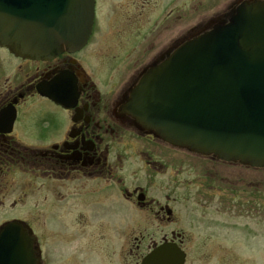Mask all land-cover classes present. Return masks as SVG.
<instances>
[{"label": "flooded vegetation", "instance_id": "1", "mask_svg": "<svg viewBox=\"0 0 264 264\" xmlns=\"http://www.w3.org/2000/svg\"><path fill=\"white\" fill-rule=\"evenodd\" d=\"M176 1H163L161 19L172 17L187 0ZM232 1L240 2L223 15L226 21L241 3L264 0ZM213 21L154 51L151 61L127 73L124 58L109 63V50L92 46L96 27L85 46L64 48L47 60L25 59L0 47V193L19 177L26 182L24 197L38 193L49 198L36 211L38 225L44 227V210L52 203L69 200L80 211L77 199L88 191V264H144L148 255L150 264H179L173 250L183 254V264H203L219 256V248L228 250V263L236 247L231 249L221 232L233 230L251 239L253 219L264 220L263 210L251 205L253 192L264 191V178L255 181L251 174L259 169L174 146L141 130L129 110L133 92L150 68L212 29ZM97 64L104 70L103 82L91 69ZM47 106L55 113H31ZM100 187L110 196L101 199ZM20 200H13L9 210L26 201ZM106 206L111 212L104 211ZM23 207L33 211L28 203ZM12 221L34 231L26 216ZM34 247H39V264H46V248L38 236ZM78 248L75 254L82 256L83 248Z\"/></svg>", "mask_w": 264, "mask_h": 264}, {"label": "water", "instance_id": "2", "mask_svg": "<svg viewBox=\"0 0 264 264\" xmlns=\"http://www.w3.org/2000/svg\"><path fill=\"white\" fill-rule=\"evenodd\" d=\"M94 18L95 0H0V46L48 59L64 47L82 48ZM133 94L129 110L142 130L264 168V1L242 4L229 23L183 44L151 67ZM35 242L20 222L2 226L0 264H39ZM173 252L183 264V254Z\"/></svg>", "mask_w": 264, "mask_h": 264}, {"label": "rangeland", "instance_id": "3", "mask_svg": "<svg viewBox=\"0 0 264 264\" xmlns=\"http://www.w3.org/2000/svg\"><path fill=\"white\" fill-rule=\"evenodd\" d=\"M96 1H98L96 36L94 37L92 46L107 48L109 50V54H107L109 56V63L116 64V62L124 58L126 60L124 62L126 73L151 61L150 59L155 54H153L154 51L157 52L162 47L171 45L186 33L191 35L203 30L207 23L223 19V15L232 6L240 2L232 0H187L183 1L182 6L173 12L172 17L161 19L163 1L166 0ZM117 1H121L122 3L119 5ZM177 1L176 3H178ZM161 4L162 6H160ZM178 13H186L187 17L178 20L176 19ZM91 50L90 48L89 51ZM3 59L4 53L1 52L0 61H3ZM120 66L118 65L117 67ZM91 69L97 80L103 82L104 70L101 71L98 64L92 65ZM54 109L50 106L35 107L31 113L34 112L35 117H45V115L54 114ZM24 122H27V120ZM251 174L255 181H260L261 177L264 178V170H256ZM25 184V181L16 177L15 181L10 182V187L0 193V199L3 201V204L0 203V225L15 219L23 220L26 216L36 235L46 248V264H88V191H86L81 199H77V202L81 206L80 211L78 209L73 210L69 200L52 203L49 208L44 210L48 218L46 220L47 225L44 224L43 227L41 224L38 225L36 218V213L38 212L36 211H40L42 209L41 206H46L49 198L46 200L43 196H38V193L33 196L24 197L28 193L25 190ZM93 186L96 187L97 185L92 183ZM97 190H99L98 194L101 199L111 194L105 187L97 188ZM49 192L51 194V191ZM255 192H253L251 198L252 208L257 207L259 213L262 209L264 213V191H259L257 195H255ZM16 198L18 200L21 199V202L26 201L20 204L17 209L10 211L9 204ZM27 203L33 207V211L28 212L24 209L23 206ZM104 211L111 212V209L106 206L104 207ZM75 215L76 221L72 222ZM81 215L84 216L82 220L80 219ZM42 216L45 218L46 215L42 214ZM254 222L257 223L256 227ZM236 224L241 225L238 222ZM251 224H253L255 229L254 234L256 235V239H254L255 235L251 239H244V236L233 230H230V233L227 230L221 232L220 237L232 243L230 244L231 249L236 247L234 250H231L229 254L230 261L228 263H226L224 256L225 251L228 250L224 251L222 248H219V256L217 255L215 259H212V262L205 261L203 264H264V220L260 223V220L254 218ZM110 237L112 236L109 235L107 238ZM223 245L225 249L227 245ZM76 247H79V250L80 247L83 248L82 256L75 254ZM74 258L76 260L73 262Z\"/></svg>", "mask_w": 264, "mask_h": 264}]
</instances>
